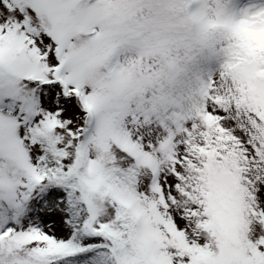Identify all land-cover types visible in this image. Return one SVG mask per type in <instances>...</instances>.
Returning <instances> with one entry per match:
<instances>
[{"label": "snow or ice", "instance_id": "snow-or-ice-1", "mask_svg": "<svg viewBox=\"0 0 264 264\" xmlns=\"http://www.w3.org/2000/svg\"><path fill=\"white\" fill-rule=\"evenodd\" d=\"M0 264H264V0H0Z\"/></svg>", "mask_w": 264, "mask_h": 264}]
</instances>
